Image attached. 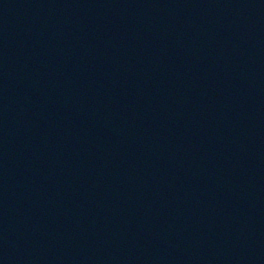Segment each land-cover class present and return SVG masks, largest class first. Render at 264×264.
<instances>
[{
  "label": "water",
  "instance_id": "1",
  "mask_svg": "<svg viewBox=\"0 0 264 264\" xmlns=\"http://www.w3.org/2000/svg\"><path fill=\"white\" fill-rule=\"evenodd\" d=\"M12 264H264V0H68Z\"/></svg>",
  "mask_w": 264,
  "mask_h": 264
}]
</instances>
